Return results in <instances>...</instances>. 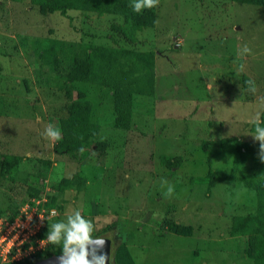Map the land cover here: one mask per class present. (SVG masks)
Listing matches in <instances>:
<instances>
[{
    "label": "rangeland",
    "instance_id": "rangeland-1",
    "mask_svg": "<svg viewBox=\"0 0 264 264\" xmlns=\"http://www.w3.org/2000/svg\"><path fill=\"white\" fill-rule=\"evenodd\" d=\"M101 7L90 0L84 10L42 15L28 0H0V219L44 197L58 213L48 235L52 224L68 226V217L79 212L93 225L91 238L112 242L113 264H264L263 226L231 232L242 217L264 221V161L253 139L257 114L264 127V7L159 0L149 13L153 25L136 30L133 43L116 32L130 17ZM234 24L241 27L242 49H250L231 74L243 84L239 91L206 73L207 65L224 71L222 56L234 51L226 43ZM180 38L187 44L183 52L174 48ZM86 53L102 78L70 80L73 64ZM131 84L146 94L133 96ZM211 101L222 105L217 113L224 123L220 116L210 126L176 116ZM73 103L86 105L98 139L86 151L56 155L58 140L45 129L59 128L63 137ZM107 126L133 135L106 139ZM140 136L147 137L142 152ZM3 160L11 164L7 173ZM96 174L110 177L106 193L113 201L100 199L105 188L101 193ZM83 175L90 185L82 184ZM48 249L55 255L63 241Z\"/></svg>",
    "mask_w": 264,
    "mask_h": 264
},
{
    "label": "trees",
    "instance_id": "trees-1",
    "mask_svg": "<svg viewBox=\"0 0 264 264\" xmlns=\"http://www.w3.org/2000/svg\"><path fill=\"white\" fill-rule=\"evenodd\" d=\"M28 1L32 6L37 7L42 15H46L48 13H55V12L64 13L68 10H84L87 9L90 4V0H28ZM99 2L100 5H102L103 9L104 10L106 9V11L110 10L115 14L124 17H130L126 19L127 21L124 26L116 27V32L119 35H121L124 38V40H126V42L128 43H133V41H135L133 34L135 33L136 30L142 29V27L144 26H149V24L153 22V18L149 16L150 10H152V8L147 9L144 12H142L143 11L142 9L139 13H137L136 11L133 10L132 7V4H134L135 0H99ZM236 2L246 5H257L264 7V0H236ZM145 12L147 13L143 14ZM152 25L153 23L150 26ZM101 51L104 52L105 50L104 51L101 50ZM95 54H97V52ZM99 55L100 54L98 53L97 54L98 58ZM143 57L145 58L146 56L143 55ZM45 59L46 62H51V58H49V55H46ZM54 61L55 59L52 62ZM97 63L99 64V60H97ZM92 65H94V63H92V55L90 53H86V56L82 62L80 60V62H75L73 64V68L70 71L71 73L68 74L69 76L71 75V78L69 79L72 81H81V82L83 81L91 82L94 80V78L101 79L102 76H100L98 72L96 73L92 72V69L90 68ZM102 66H104V64H102ZM147 76H149V74ZM147 76H145V78H147ZM145 81H147V79ZM133 86H134L133 84L129 86V90L131 91L130 94H132L133 96L134 94L137 93H141L142 95L146 94L144 93L146 92L145 89H143L142 91L132 90ZM117 128L121 129V127L119 126ZM124 129L126 128L123 127V130ZM98 131H99V127L95 123H92L90 120L86 105H82L80 103H73L71 106L69 118L66 121H62L63 137L57 141L54 147V153L56 155H75L83 151V147L85 145H91L94 144L95 141H97ZM9 169H11V164L6 162V160H3L2 172L7 173ZM82 173H85V171H82ZM79 177L82 180V184H83V182L86 180L85 178L86 176L83 175ZM65 183L68 184V182ZM31 201L28 202L31 203ZM44 207L46 208L47 211L51 209L48 206V204H44ZM15 216H13L10 220H13ZM254 223L264 227V221L261 218V216L248 215L240 218L237 222H235L231 232L237 234L243 233L245 229H248L249 225ZM49 226L50 224L48 223L47 227L44 229L45 235H48L49 233ZM50 244L51 242H49V245ZM49 245L44 251L35 255L36 258L35 262L44 258L54 256L51 253V250L48 249ZM73 246H71V248ZM61 253L62 250H58L55 253V255H59ZM113 257L116 258V255H114V253H112L111 251V262L112 259H114ZM14 264H23V263H14ZM24 264H29V263H24Z\"/></svg>",
    "mask_w": 264,
    "mask_h": 264
},
{
    "label": "clouds",
    "instance_id": "clouds-1",
    "mask_svg": "<svg viewBox=\"0 0 264 264\" xmlns=\"http://www.w3.org/2000/svg\"><path fill=\"white\" fill-rule=\"evenodd\" d=\"M159 5V0H135L132 5L133 10L139 13L142 9L154 8ZM243 53L250 52V49L245 45L242 49ZM243 67V66H241ZM252 84V81L248 82ZM255 91L254 88L251 89ZM253 123L255 124V134L253 139L259 142V157L264 161V127L260 126L258 114L254 117ZM51 140H60L61 132L59 128H54L52 125H48L44 133ZM163 184H167V181H163ZM174 192V186H167V196H171ZM53 215L58 213L53 210ZM51 231L47 239L53 244H59L63 241L62 255L58 258L59 264H106V257L93 256L89 259L88 248L92 244L91 233L93 231V225L91 221L84 219L79 212H76L74 216L68 217V226L63 223H54L51 225ZM61 230H64L65 235L63 239L60 237ZM75 245L79 248V252L75 248L69 249L68 245ZM71 252V255H69Z\"/></svg>",
    "mask_w": 264,
    "mask_h": 264
},
{
    "label": "crops",
    "instance_id": "crops-1",
    "mask_svg": "<svg viewBox=\"0 0 264 264\" xmlns=\"http://www.w3.org/2000/svg\"><path fill=\"white\" fill-rule=\"evenodd\" d=\"M237 27L240 29V25L234 24L232 26V30L230 31V34L227 35V40L226 43L228 44H232L234 46V51L232 53V51H227L226 49V53L225 55L222 56V58H225V61L222 63L224 64L223 68L224 71L220 72V69L218 71H212V69H210V66L207 65L208 70L206 71V73H209L210 78L212 79V81H218L220 84L223 82H227L228 85L231 87L234 86V90L239 91L242 88V83L238 82L237 78L235 77L236 73L233 70L237 64H243L242 61L245 59V56L242 57L243 55L242 53V42H241V35L238 33ZM226 37H223V39H225ZM192 41L194 40H189V43H192ZM186 40H183L182 38L179 39V42L177 44H174V48L177 49L178 47V51L179 52H183L184 51V47L187 46ZM199 53L198 56H202L203 54H206L205 51L203 50L202 52H197ZM224 54V52H222ZM197 55V54H196ZM185 68V67H184ZM234 72H233V71ZM185 71V69L183 70ZM232 73H235V75H231ZM155 80V79H154ZM239 83V84H238ZM263 83H264V79H263ZM240 85V86H238ZM215 87V86H209L207 88H209L210 90ZM187 89V88H186ZM185 89V90H186ZM213 98H217L216 95L212 96ZM214 101V100H213ZM217 106H213L214 102L211 101V103H206V104H202V103H195L191 109L185 110L183 112H181L180 115H176L177 117H181L183 118L184 122L185 121H190L192 123H198V122H205L207 123L209 126L211 124H215L214 118L217 116H220V113H217L221 110L222 105L218 102ZM196 105H198L197 107H195ZM214 107V110L213 108ZM218 108V110H216ZM185 113V114H183ZM220 123H224V119H222V117L220 118ZM211 123V124H210ZM218 123V122H217ZM207 129H209L207 127ZM102 136H105L106 139H124V138H128L131 137L130 135H133V132H130L128 130H123L120 128H116L113 126H107L104 127L103 131L101 132ZM139 142L137 143L138 147H139V151L142 152L144 151L145 147H146V141H147V137L146 136H140L138 137ZM114 141H108L107 143H113ZM93 147V146H92ZM141 149V150H140ZM88 150L87 148H84L83 151ZM99 171V170H97ZM99 175L96 174V179L99 180V184H100V190L103 187V189L105 188L102 197H100V199L104 200L105 197V201H113L112 198L109 197L107 192V187L112 185V182L108 183V180L110 179V177H103L102 179L98 178ZM94 180V179H93ZM92 180V181H93ZM86 183H89L90 185V181L85 180ZM96 181H93L91 183H94ZM102 193V190H101ZM102 200V201H103ZM98 201V199L95 200V202Z\"/></svg>",
    "mask_w": 264,
    "mask_h": 264
},
{
    "label": "built area",
    "instance_id": "built-area-1",
    "mask_svg": "<svg viewBox=\"0 0 264 264\" xmlns=\"http://www.w3.org/2000/svg\"><path fill=\"white\" fill-rule=\"evenodd\" d=\"M45 198L22 203L13 220L0 219V263H23L44 251L49 241L44 229L57 215L46 210Z\"/></svg>",
    "mask_w": 264,
    "mask_h": 264
},
{
    "label": "water",
    "instance_id": "water-1",
    "mask_svg": "<svg viewBox=\"0 0 264 264\" xmlns=\"http://www.w3.org/2000/svg\"><path fill=\"white\" fill-rule=\"evenodd\" d=\"M91 239H92V244L88 248L89 259H91L93 256L104 255L106 257V264H113L111 262V245H112L111 241L107 238H91ZM72 248H75L76 251L79 252V248L77 246H73ZM62 254L63 253L38 260L33 264H59L58 258ZM69 255H71V252H69Z\"/></svg>",
    "mask_w": 264,
    "mask_h": 264
},
{
    "label": "flooded vegetation",
    "instance_id": "flooded-vegetation-1",
    "mask_svg": "<svg viewBox=\"0 0 264 264\" xmlns=\"http://www.w3.org/2000/svg\"><path fill=\"white\" fill-rule=\"evenodd\" d=\"M111 244H112V242H111Z\"/></svg>",
    "mask_w": 264,
    "mask_h": 264
}]
</instances>
